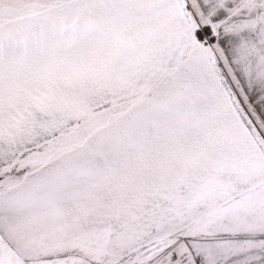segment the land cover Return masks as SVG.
I'll return each mask as SVG.
<instances>
[{
  "label": "snow or ice",
  "instance_id": "6c2138e0",
  "mask_svg": "<svg viewBox=\"0 0 264 264\" xmlns=\"http://www.w3.org/2000/svg\"><path fill=\"white\" fill-rule=\"evenodd\" d=\"M0 264H264V0H0Z\"/></svg>",
  "mask_w": 264,
  "mask_h": 264
}]
</instances>
